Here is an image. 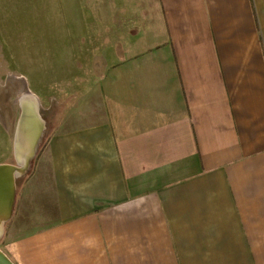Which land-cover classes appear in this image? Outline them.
<instances>
[{"label": "crops", "instance_id": "1", "mask_svg": "<svg viewBox=\"0 0 264 264\" xmlns=\"http://www.w3.org/2000/svg\"><path fill=\"white\" fill-rule=\"evenodd\" d=\"M55 1L113 63L33 166L54 213L10 264H264V0Z\"/></svg>", "mask_w": 264, "mask_h": 264}, {"label": "rangeland", "instance_id": "2", "mask_svg": "<svg viewBox=\"0 0 264 264\" xmlns=\"http://www.w3.org/2000/svg\"><path fill=\"white\" fill-rule=\"evenodd\" d=\"M63 4L67 2H54L57 15H63ZM47 7L48 0H0V165H17L14 144L20 115L17 98L23 91L36 95L43 121L34 154L6 186L0 236V260L5 264L10 262L4 244L14 228H20L19 235L52 221V206L41 215L40 206L36 205L35 210L34 203V214L31 213V187L25 188L40 145L53 134L77 126V108L88 92L100 88L103 74L113 63L109 58L110 42L92 40L95 34L100 35L98 38L102 36L103 26L50 24ZM79 35L92 41H82ZM23 191L28 209L22 211Z\"/></svg>", "mask_w": 264, "mask_h": 264}, {"label": "bare ground", "instance_id": "3", "mask_svg": "<svg viewBox=\"0 0 264 264\" xmlns=\"http://www.w3.org/2000/svg\"><path fill=\"white\" fill-rule=\"evenodd\" d=\"M18 106H22L23 109H29L36 107H39V102L35 94H33L31 91H23L17 98ZM27 107V108H26ZM36 134V133H35ZM28 139V138H27ZM38 137L35 139L34 142V136L30 134V137L28 139V142L26 143H20L19 150L15 149V157L17 159V165H0V236L3 233V226H4V216H5V201L7 199L6 194V186L9 182L12 183V180H14L20 169L25 167L26 161L34 154L35 148L37 145ZM1 258H3L1 256Z\"/></svg>", "mask_w": 264, "mask_h": 264}, {"label": "water", "instance_id": "4", "mask_svg": "<svg viewBox=\"0 0 264 264\" xmlns=\"http://www.w3.org/2000/svg\"><path fill=\"white\" fill-rule=\"evenodd\" d=\"M38 109H39L38 106L36 107V109L30 108V110L25 108L23 109V107L20 106V115L15 130V140H14L15 149L17 148L19 150L20 148L19 144L21 142L22 143L28 142L30 134L34 136V142L35 139L39 136L40 128H42L43 121L40 117ZM0 264H5V263L2 260H0Z\"/></svg>", "mask_w": 264, "mask_h": 264}, {"label": "trees", "instance_id": "5", "mask_svg": "<svg viewBox=\"0 0 264 264\" xmlns=\"http://www.w3.org/2000/svg\"><path fill=\"white\" fill-rule=\"evenodd\" d=\"M46 144H47V141H46L44 144H41V145H40V148H39V150H38V153H37L36 159L39 157L40 153L43 151V149L45 148ZM36 159H35V160H36ZM35 160L32 162V165H31V169H30V171H32L33 166L35 165Z\"/></svg>", "mask_w": 264, "mask_h": 264}]
</instances>
